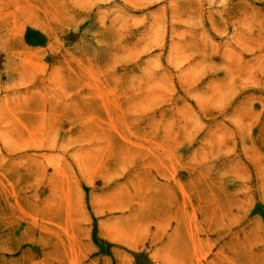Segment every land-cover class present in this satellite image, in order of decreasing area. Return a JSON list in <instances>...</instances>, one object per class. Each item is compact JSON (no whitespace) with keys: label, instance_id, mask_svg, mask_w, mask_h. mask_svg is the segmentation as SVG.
I'll return each instance as SVG.
<instances>
[{"label":"rangeland","instance_id":"rangeland-1","mask_svg":"<svg viewBox=\"0 0 264 264\" xmlns=\"http://www.w3.org/2000/svg\"><path fill=\"white\" fill-rule=\"evenodd\" d=\"M0 264H264V0H0Z\"/></svg>","mask_w":264,"mask_h":264}]
</instances>
